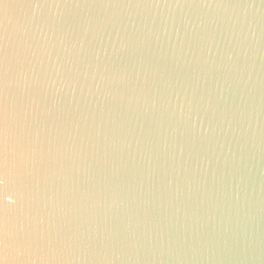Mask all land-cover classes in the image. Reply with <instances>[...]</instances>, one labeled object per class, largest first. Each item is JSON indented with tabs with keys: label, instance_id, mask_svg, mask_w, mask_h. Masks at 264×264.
I'll use <instances>...</instances> for the list:
<instances>
[{
	"label": "water",
	"instance_id": "1",
	"mask_svg": "<svg viewBox=\"0 0 264 264\" xmlns=\"http://www.w3.org/2000/svg\"><path fill=\"white\" fill-rule=\"evenodd\" d=\"M0 261L264 264V0H0Z\"/></svg>",
	"mask_w": 264,
	"mask_h": 264
},
{
	"label": "clouds",
	"instance_id": "2",
	"mask_svg": "<svg viewBox=\"0 0 264 264\" xmlns=\"http://www.w3.org/2000/svg\"><path fill=\"white\" fill-rule=\"evenodd\" d=\"M0 264H3V261H0Z\"/></svg>",
	"mask_w": 264,
	"mask_h": 264
},
{
	"label": "snow or ice",
	"instance_id": "3",
	"mask_svg": "<svg viewBox=\"0 0 264 264\" xmlns=\"http://www.w3.org/2000/svg\"><path fill=\"white\" fill-rule=\"evenodd\" d=\"M9 199H11V198H9Z\"/></svg>",
	"mask_w": 264,
	"mask_h": 264
}]
</instances>
